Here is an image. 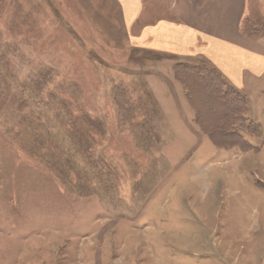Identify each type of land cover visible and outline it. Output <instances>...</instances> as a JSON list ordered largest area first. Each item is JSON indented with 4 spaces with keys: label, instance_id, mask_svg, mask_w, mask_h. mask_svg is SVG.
I'll return each instance as SVG.
<instances>
[{
    "label": "rangeland",
    "instance_id": "obj_1",
    "mask_svg": "<svg viewBox=\"0 0 264 264\" xmlns=\"http://www.w3.org/2000/svg\"><path fill=\"white\" fill-rule=\"evenodd\" d=\"M221 73L116 0H0V264H264V62Z\"/></svg>",
    "mask_w": 264,
    "mask_h": 264
},
{
    "label": "crops",
    "instance_id": "obj_2",
    "mask_svg": "<svg viewBox=\"0 0 264 264\" xmlns=\"http://www.w3.org/2000/svg\"><path fill=\"white\" fill-rule=\"evenodd\" d=\"M116 1L135 48L202 55L235 87L264 62L262 45L241 33L249 0H165L151 8L145 0Z\"/></svg>",
    "mask_w": 264,
    "mask_h": 264
}]
</instances>
